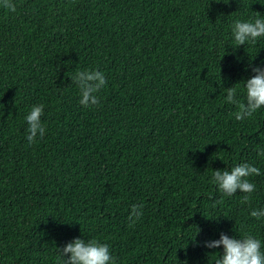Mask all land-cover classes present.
Instances as JSON below:
<instances>
[{"label":"trees","instance_id":"1","mask_svg":"<svg viewBox=\"0 0 264 264\" xmlns=\"http://www.w3.org/2000/svg\"><path fill=\"white\" fill-rule=\"evenodd\" d=\"M12 3L0 7V264H63L76 238L106 243L115 264H215L223 245L205 242L221 233L264 251V217L250 215L264 210V107L238 121L225 99L234 86L245 100L264 68V37L232 35L264 18V0ZM83 70L105 74L98 105L79 102ZM38 104L45 132L30 145ZM240 163L260 169L256 190L224 195L213 172Z\"/></svg>","mask_w":264,"mask_h":264},{"label":"clouds","instance_id":"2","mask_svg":"<svg viewBox=\"0 0 264 264\" xmlns=\"http://www.w3.org/2000/svg\"><path fill=\"white\" fill-rule=\"evenodd\" d=\"M223 2L227 4L229 0L227 2L223 0ZM0 7L9 12L16 11L12 0H0ZM232 35L236 47L256 42L258 38L264 37V18L248 21L236 20L232 26ZM252 71L255 75L244 82L245 100L237 99L236 87L226 88V102L235 105L238 109L235 112V119L238 121L251 117L261 107H264V68L254 67ZM71 80L79 89L81 105L89 107L99 104L97 94L107 83L103 72L99 70L77 71ZM43 114L44 105L38 104L32 106L29 114L25 117L29 133L26 139L30 145L35 142L38 135L40 137L44 135L45 128L40 119ZM259 154L264 155V151ZM258 175H261L258 167L240 163L230 170H214L212 183L217 185L219 191L227 196L235 195L237 190L240 193L251 194L255 192L256 185L248 178ZM241 202L249 203V196L245 195ZM140 209H142V205H133L129 220H133V217L139 218L142 215ZM250 215L259 219L264 217V210H252ZM221 245H223V254L215 260V264H264L262 241L253 235L247 234L241 239H237L221 233L219 240L205 242L206 247L213 249L219 248ZM60 252L63 264H115L109 246L95 239L86 242L81 238H76L60 249Z\"/></svg>","mask_w":264,"mask_h":264}]
</instances>
